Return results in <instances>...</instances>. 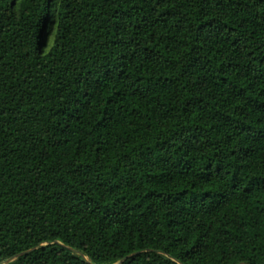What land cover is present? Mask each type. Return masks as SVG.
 <instances>
[{
    "label": "trees",
    "instance_id": "16d2710c",
    "mask_svg": "<svg viewBox=\"0 0 264 264\" xmlns=\"http://www.w3.org/2000/svg\"><path fill=\"white\" fill-rule=\"evenodd\" d=\"M30 250L264 264V0H0V264Z\"/></svg>",
    "mask_w": 264,
    "mask_h": 264
},
{
    "label": "water",
    "instance_id": "95a60500",
    "mask_svg": "<svg viewBox=\"0 0 264 264\" xmlns=\"http://www.w3.org/2000/svg\"><path fill=\"white\" fill-rule=\"evenodd\" d=\"M31 251H32V250H30V251H26V252H23V253L18 254L17 256H15V257H13V258H10V259L7 261L6 264H9L10 262H12L13 260H15L16 258H18V257H20V256H22V255H24V254H26V253H29V252H31ZM135 254H136V253H135ZM135 254H132V255L127 256V257L124 258L122 261H124L125 259H127V258H129V257H131V256H133V255H135Z\"/></svg>",
    "mask_w": 264,
    "mask_h": 264
}]
</instances>
